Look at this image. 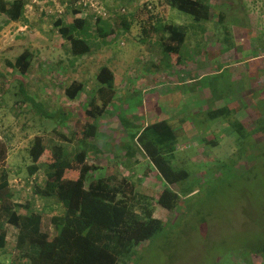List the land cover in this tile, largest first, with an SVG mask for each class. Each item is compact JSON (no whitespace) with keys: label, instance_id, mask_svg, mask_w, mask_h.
<instances>
[{"label":"rangeland","instance_id":"374dc122","mask_svg":"<svg viewBox=\"0 0 264 264\" xmlns=\"http://www.w3.org/2000/svg\"><path fill=\"white\" fill-rule=\"evenodd\" d=\"M24 1L20 20L0 13V172L6 167L10 182L5 192H14L21 204L31 202L41 212L42 230L54 232L50 218L64 208L33 193L44 180L43 169L39 179L26 172L28 148L42 134L63 145L68 158L76 149L87 151L88 163L97 166L87 184L111 175L114 185L128 179L134 191L127 196L137 210L148 206L159 220L125 264H264V0H202L209 19L200 21L166 0H101L110 12L103 27L112 33L99 34L93 13L82 14L90 22L85 37L90 50L84 55L71 52L53 23L61 8L64 16L69 13L68 0ZM158 23L186 32L177 52L163 49L169 34L149 28ZM24 49L32 61L21 74L7 61ZM103 65L114 74L116 101L102 117L90 118L99 133L80 143L81 113L96 94ZM71 82L83 86L74 99L65 93ZM153 85L158 89L150 93ZM149 94L159 96L161 119L168 114L162 120L176 134L163 149L165 159L188 173L170 185L179 195L173 210L158 205L167 184L134 140L147 124L161 121L148 114ZM7 228L8 240L15 242L16 232ZM0 264L29 263L14 262L0 250Z\"/></svg>","mask_w":264,"mask_h":264},{"label":"trees","instance_id":"16d2710c","mask_svg":"<svg viewBox=\"0 0 264 264\" xmlns=\"http://www.w3.org/2000/svg\"><path fill=\"white\" fill-rule=\"evenodd\" d=\"M166 2L176 9L191 14L198 21L209 19V7L202 0H166ZM24 7V0H0V13L5 14L9 21L20 20L23 17ZM66 12L69 13L65 16V10L61 15L57 14V19L53 23L58 32L69 41L71 52L74 55H84L90 50L85 40L89 34L87 30L90 22L82 15L79 8L74 9L71 6ZM95 23L99 34L105 35L111 32L105 31L103 26L107 22H104L100 16L96 18ZM122 23L125 29H128L127 22L122 20ZM149 28L169 34L162 41L165 52H177L185 42L186 32L172 23L153 24ZM226 33L229 34V31L226 30ZM223 40L229 44L227 36ZM31 61V51L24 49L13 62L7 61V64L21 74H26ZM96 79L98 82L96 94L92 97L89 108L81 113L80 119L84 124L80 143L95 138L99 133V126L90 118L100 117L108 106L116 101L113 72L103 65L98 69ZM82 89V84L71 82L65 93L69 99H74ZM20 91L24 92L22 86ZM24 95V100L40 106V102L27 94ZM97 99L101 102L100 105L96 103ZM175 135L172 127L161 120L147 124L137 136L135 135L136 138L134 136L138 147L167 184L158 193L156 200L158 205L167 210L175 209L179 200V195L170 188V185L188 176L185 170L174 169L164 156L163 149L169 148ZM124 148L127 149V146ZM127 153L133 155L131 152ZM67 154L70 156L63 145L56 144V141L51 144L42 134L35 135L28 148L30 164L26 166L27 174L39 179L41 176L39 171L43 169L44 180L42 184L36 183L33 186V193L42 198H53L64 208L62 215H54L50 218L54 229L52 234L42 230L41 212L31 202L21 204L13 196L14 192H5L10 183L9 171L6 167H2L0 250L9 254L14 262L25 260L29 264H125L126 259L130 261L133 257L134 248L154 234L159 220L153 218V211L148 206L140 204V210H137L139 205L137 208L136 204L134 206L132 195L127 196L134 191L128 179L121 178L117 181L119 183L114 185L111 178L114 179L115 176L111 175L87 184L88 175L91 171H95L97 166L88 163L85 149H76L71 154V158H68ZM120 194L126 197L125 200L118 197ZM136 202L137 199L134 203ZM17 207L25 208L26 212L19 213ZM7 226H11L16 232L15 242L8 240Z\"/></svg>","mask_w":264,"mask_h":264},{"label":"built area","instance_id":"2783aa9c","mask_svg":"<svg viewBox=\"0 0 264 264\" xmlns=\"http://www.w3.org/2000/svg\"><path fill=\"white\" fill-rule=\"evenodd\" d=\"M44 2L43 0H41ZM51 1V0H50ZM54 2H59V0H52ZM149 1V0H146ZM33 3H38L42 5V2H38V0H32ZM70 3L69 5L72 6L74 9L79 8L82 14H86L87 11H91L94 14V20L100 16L102 19H106L110 16V12L103 6H101V0H68L66 4ZM151 8V6H149ZM64 9V8H63ZM63 9L61 8L58 10V13H62ZM121 13L125 12V9L122 7L119 9ZM49 11V10H48ZM54 10L49 11L52 12ZM57 13V11H55Z\"/></svg>","mask_w":264,"mask_h":264},{"label":"crops","instance_id":"0c3cea01","mask_svg":"<svg viewBox=\"0 0 264 264\" xmlns=\"http://www.w3.org/2000/svg\"><path fill=\"white\" fill-rule=\"evenodd\" d=\"M149 89H150V93H152V92H156V89H158V88H157L156 85H153L150 88H148V90ZM149 95H150L151 99H150V103L148 105H147L148 99L146 100V107H147V110H149L148 114H149V112H152V113H154V116H155L156 119H158V117H159V119H161L163 113L161 112V109L158 106L159 96H157V95L153 96L151 94H149ZM165 116L168 117V114L164 115V118H162V119H165L166 118Z\"/></svg>","mask_w":264,"mask_h":264}]
</instances>
